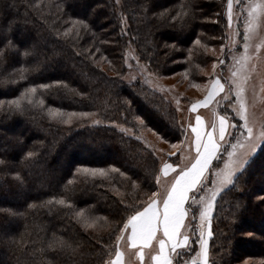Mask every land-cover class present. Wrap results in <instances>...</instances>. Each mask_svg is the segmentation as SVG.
Returning a JSON list of instances; mask_svg holds the SVG:
<instances>
[{
	"label": "trees",
	"instance_id": "obj_1",
	"mask_svg": "<svg viewBox=\"0 0 264 264\" xmlns=\"http://www.w3.org/2000/svg\"><path fill=\"white\" fill-rule=\"evenodd\" d=\"M225 7L0 0V264H106L114 256L128 216L156 192L160 167L156 152L116 125L133 129L135 114L164 141L184 135L172 99L123 80L127 45L151 72L175 69L199 81L213 59L207 49L224 44ZM50 110L93 112L102 124L66 126ZM96 169L106 175L89 173ZM198 240L194 229L179 264ZM208 250L210 264H264V144L217 196Z\"/></svg>",
	"mask_w": 264,
	"mask_h": 264
},
{
	"label": "rangeland",
	"instance_id": "obj_2",
	"mask_svg": "<svg viewBox=\"0 0 264 264\" xmlns=\"http://www.w3.org/2000/svg\"><path fill=\"white\" fill-rule=\"evenodd\" d=\"M251 3L258 4L261 3V0H233L231 10L232 19L230 23L228 0H226L224 13L227 21L225 41L223 45L213 46L207 49L213 59L207 68L201 69L202 76L199 81L194 82L182 72L175 71V69L162 75L151 72L146 64L137 56L132 41L127 45L124 52L125 74L122 77L123 80H139L149 89L160 92L164 97L172 99L174 107L178 113L180 125L184 129V135L180 142L169 143L162 140L155 132L146 127L143 121L135 116V114H132L131 116L132 121L135 122L133 129L126 125H116L119 130L124 131L130 136L137 137L143 145L158 154L160 158L158 173V175H160V183L157 184V190L154 193H157L156 199L159 206H163V198L167 195V190L170 188L179 169L188 167L193 162L196 155L192 149L193 137L191 135L192 126H195L196 123L195 117L197 115L201 117L202 124L207 131L210 129L209 125L215 123L214 119L216 121L215 124L218 130L214 133V140L219 145L216 156H218L220 152H224V156L221 157L220 164L217 167L209 165V169L204 173L207 179L204 184L199 185V193H196L195 190H191L188 193V199L184 204V209L186 210L184 220L185 227L182 228V231L189 236L190 240L194 229H196L199 240L197 242V251L189 259L187 258L186 260L183 258V264H193V261H196L197 264H199V262L205 258L201 256V233H203V247L207 250V264H210L208 246L211 237L212 210L209 217L201 220V196H205L208 194L209 190H214L217 186L213 183L214 180L218 181V177L215 173L222 170L230 159L235 160L242 155L243 152L248 150L247 145L243 149L239 147L236 149L232 148L233 144H238L239 141H243L244 136L248 135L245 131L243 136H241L240 128L233 129L232 127H229L227 130L228 132H231L232 135H226L224 141H220L219 117L227 115L230 118L229 125L236 123L242 124L243 121L239 120L237 111L240 107V103L243 102L249 120V126L253 127L256 132L264 129V14L258 13L257 18L253 21L252 29L250 31L251 38L248 41V47L245 48L244 33L246 23L249 19L248 6ZM123 25H126L124 20ZM257 46H259V48H257ZM245 56L247 59H245ZM214 57H218V59L214 60ZM221 60H223L224 63L221 64ZM216 61L218 63H216ZM215 79H218L224 86V91H217L209 103L206 105H200L195 112L191 111V105L193 103L203 101L208 95L209 90L212 88V81ZM237 92L240 93L239 98L237 97ZM221 110H225L228 113H223ZM50 112V118H52V120L66 126L75 123L83 124L86 120L90 121L88 119H91L88 124L89 126L102 124L100 120L94 117L93 112H85L89 114L88 116H82L80 115L81 113L69 114V112H60L59 110H50ZM232 117L237 118L239 121L232 120ZM173 145H176V147H173ZM259 148L260 147H258L257 150ZM228 152H233V157L229 158ZM169 153H175V155L169 157ZM164 163L172 164L173 168L177 169V171L175 173L170 172L168 177L162 176L160 174V168ZM89 173L95 174L93 171ZM104 175H106V172H104L103 176ZM152 194H150L148 198L151 199ZM149 202L150 200H148L145 206H147ZM85 225L89 228H97L98 226L96 222L86 223ZM189 245L190 243H188V247ZM124 246L125 237L121 240L119 249L123 251ZM123 252L126 261H130V256L142 252L143 258L137 255L136 264H152L151 257L158 254L159 247L158 243H154L150 247H139L137 250H134V252L130 250L128 252ZM174 256L175 254H173V257ZM258 262L259 260H256L255 258H244L238 264Z\"/></svg>",
	"mask_w": 264,
	"mask_h": 264
},
{
	"label": "snow or ice",
	"instance_id": "obj_3",
	"mask_svg": "<svg viewBox=\"0 0 264 264\" xmlns=\"http://www.w3.org/2000/svg\"><path fill=\"white\" fill-rule=\"evenodd\" d=\"M232 4L233 0H228V12L229 21L231 23L232 19ZM249 19L246 23L244 40L245 48L248 47V41L250 40V31L252 29L253 21L257 18V14H264V0L261 3H251L249 4ZM199 43V41H197ZM259 48V46H257ZM223 49V46H222ZM245 59L247 57L245 56ZM220 63H224L223 60ZM215 67V65H214ZM41 87H48L42 85ZM32 91H35L33 89ZM217 91H224V86L220 83L218 79L212 81V88L209 90L208 95L203 101H198L191 105V111L195 112L200 105H206L210 102L211 98ZM240 93L237 92V97L239 98ZM12 103H16L15 101ZM16 108L20 109V105L16 103ZM82 116H88V113H81ZM237 115L240 121L243 123H236L229 125V117L227 115L219 117V138L220 141H224L225 136H231L232 133L228 132V128L232 127L241 129V136L244 132H247V136H244L243 141H239L238 144H233L232 148L237 147L243 149L247 145L248 150L243 152L237 159H230L225 167L220 170L215 175L218 177V181L214 180V185H217L214 190H209L208 194L201 196L200 203L202 208L200 211V218L203 220L209 217L217 196L224 190L227 186L233 185L236 174L242 171L246 164L248 163L249 157L255 153L261 144H264V129L259 132L254 131L253 127L249 126V120L246 115L245 106L243 102L240 103V107L237 111ZM195 126H192V132L196 136V152L194 162L191 163L190 167L179 169V174L175 175L174 181L171 183L170 188L167 190V195L163 198L162 211L157 202V193L152 194V198L142 211H135L134 214L129 215L124 223V227L120 229L121 235L117 236V243L127 235V240L129 241V247L135 248L138 245L141 248L150 247L154 243H158L159 252L152 256V260L155 264H173L175 259L176 264H179V259L182 250L188 247L189 236L182 231L185 227L184 220L186 215V210L183 205L188 199V193L191 190H195L199 193V185L204 184L207 179L204 175L205 171L209 169V165L217 159L216 153L218 152L219 145L213 138V131L216 129V124L212 125L213 131L202 132V119L199 115L195 117ZM176 147V145H173ZM33 153H28V156H32ZM175 153H169L168 156L171 157ZM233 152H228L229 158L233 157ZM177 169L173 168L170 163H164L160 168V174L164 177H168L169 173H175ZM94 173L99 172L101 175L104 174L103 169L93 170ZM157 184L160 183V175L156 177ZM194 198V197H193ZM62 202V201H61ZM130 229V232H126ZM159 233V234H158ZM203 233H201V256L205 257L199 264H207L206 256L207 250L203 247L204 241L202 239ZM172 254H175L173 257ZM138 256L143 258L142 252L137 253ZM121 257V252L117 249L116 259L113 264H119ZM193 264H197L193 261Z\"/></svg>",
	"mask_w": 264,
	"mask_h": 264
},
{
	"label": "crops",
	"instance_id": "obj_4",
	"mask_svg": "<svg viewBox=\"0 0 264 264\" xmlns=\"http://www.w3.org/2000/svg\"><path fill=\"white\" fill-rule=\"evenodd\" d=\"M214 122L216 123V121H215V119H214ZM209 130L208 131H213V128H212V124H210L209 125ZM218 129H217V126H216V129H215V131H213V138H214V133H216V131H217ZM201 131L202 132H208L207 131V129H205V127H204V125L202 124V128H201ZM192 149L194 150V152L196 153V155H197V152H196V145H195V141H196V136H195V134L192 132ZM196 155H195V157H196ZM195 157H194V159H193V162H194V160H195ZM191 166V164L188 166V167H190ZM179 174V172L176 174V175H178ZM175 178V177H174ZM173 181H174V179H173ZM186 202V201H185ZM185 204V203H184ZM145 207H147V206H145ZM144 207V208H145ZM160 207V209H161V211H162V208H163V206H159ZM183 207H184V205H183ZM143 208V209H144ZM142 209V210H143ZM141 210V211H142ZM126 232H130V229H127L126 230ZM125 237V246H124V250L123 251H126V252H128L129 250L130 251H132V252H134V250H137L140 246L138 245L137 247H135V248H130L129 247V241L127 240V235H124L123 236V238ZM122 238V239H123ZM121 239V240H122ZM121 240L119 241V243H117V248H116V251H115V254H114V256L106 263V264H113V261L116 259V252H117V249H119V246H120V243H121ZM159 247V246H158ZM119 251L121 252V257H120V261H119V264H136V261H137V255L135 254V255H133V256H130V261H126V258H125V254H124V252L123 251H121L120 249H119ZM173 255V254H172ZM151 263L152 264H155V262L152 260V257H151Z\"/></svg>",
	"mask_w": 264,
	"mask_h": 264
}]
</instances>
